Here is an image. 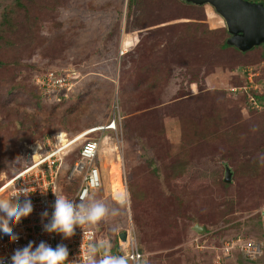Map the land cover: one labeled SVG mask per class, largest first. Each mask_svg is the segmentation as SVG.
I'll return each instance as SVG.
<instances>
[{
  "label": "rangeland",
  "instance_id": "rangeland-1",
  "mask_svg": "<svg viewBox=\"0 0 264 264\" xmlns=\"http://www.w3.org/2000/svg\"><path fill=\"white\" fill-rule=\"evenodd\" d=\"M50 1L23 0L15 45L0 51V187L33 163L29 145L64 132L76 142L55 191L73 195L100 171L88 199L108 209L95 222L102 240L132 227L142 264H264L263 47L223 46L230 35L210 4ZM54 67L63 85L38 84ZM22 86L50 96L38 103ZM89 138L98 152L82 161Z\"/></svg>",
  "mask_w": 264,
  "mask_h": 264
},
{
  "label": "built area",
  "instance_id": "built-area-1",
  "mask_svg": "<svg viewBox=\"0 0 264 264\" xmlns=\"http://www.w3.org/2000/svg\"><path fill=\"white\" fill-rule=\"evenodd\" d=\"M36 81L42 87H45V85L48 87L50 85H63V83H61V79L56 78L54 75H48L46 77L38 76ZM106 128L115 129V120L111 122ZM97 130H99V128L87 134L93 133ZM87 134H85L84 136H86ZM57 136L60 140V135L57 134ZM66 137L67 136H65V138ZM59 140L56 141L55 135H53L51 139H48L45 142H35L29 145L33 153H37L36 155H33V163L25 169L18 171L11 179L6 181L0 187V193L6 192L3 190L12 188V191H8V193L10 200L14 199L12 201L13 206L25 199V197L21 195L22 191H33L29 198L31 199L34 206L33 213L30 216L23 218L22 221L12 229L14 233L19 235V239L17 241L9 242L0 239V261H2L3 264H10V256L14 253L15 249L27 245L29 241H34L38 244L43 240L53 248H55L57 244H65L69 249V261L78 259L80 252L82 257L86 259L89 248L91 246L98 247L100 239L96 238V231L90 226V224L81 226L82 229L77 227L75 230V234L69 239H64L60 234H49L42 228L41 213L44 210H47L49 214H51L52 207L56 199L54 192L61 197L74 200L79 203V199L81 198V196H87L88 198L90 189L95 188L98 180V172L97 170H94V174L86 173L85 175H83L82 183L78 191L74 195L69 196L55 191V182L61 163V155L67 147L76 142H71L73 140L72 138H66V140L68 141ZM58 143L62 144L58 146ZM43 145L47 148L43 149V151L41 152L40 149L43 148ZM97 152L98 141L90 138L85 140L80 149L82 161L92 160L97 155ZM77 164L78 162L76 163V165ZM40 180L43 181V187H40ZM42 190L46 192H42ZM17 196L19 197L15 199ZM119 245L121 249L118 251V254L120 256L127 257V260L130 262V264H142L144 254L139 248L137 237L132 227L127 230L126 240H121V238L119 237ZM122 252L124 253L122 254ZM98 254L99 257L102 258V254L100 253V251H98Z\"/></svg>",
  "mask_w": 264,
  "mask_h": 264
},
{
  "label": "clouds",
  "instance_id": "clouds-1",
  "mask_svg": "<svg viewBox=\"0 0 264 264\" xmlns=\"http://www.w3.org/2000/svg\"><path fill=\"white\" fill-rule=\"evenodd\" d=\"M32 193L31 190L22 191L21 195L25 199L16 203L15 206L12 205L14 199H0V239L9 242L19 239V235L14 233L12 229L23 218L33 213L34 206L29 198ZM54 194L56 199L51 214L47 210L41 213L42 228L49 234L56 233L64 239H69L75 234L77 227L81 228L85 224H93L108 213V209L103 203L89 200L87 196H81L79 203H77L74 200L61 197L55 192ZM106 248L107 246L104 244L98 247L91 246L86 259L82 257L80 252L78 259L69 261V249L65 244H57L53 248L43 240L38 244L29 241L27 245L15 249L10 256V264H127V257L114 255V253L109 255ZM99 249H105V251L102 258L97 259ZM0 264L3 262L0 261Z\"/></svg>",
  "mask_w": 264,
  "mask_h": 264
},
{
  "label": "water",
  "instance_id": "water-1",
  "mask_svg": "<svg viewBox=\"0 0 264 264\" xmlns=\"http://www.w3.org/2000/svg\"><path fill=\"white\" fill-rule=\"evenodd\" d=\"M197 5L210 4L222 17L229 33L227 43L240 51H248L261 45L264 49V4L249 0H187ZM232 171L228 165L225 168V181L230 182ZM198 232L205 230L204 226L194 225ZM121 240H126L127 231L120 233ZM104 244L101 240L98 246ZM103 255L105 249H99ZM107 251V248H106Z\"/></svg>",
  "mask_w": 264,
  "mask_h": 264
},
{
  "label": "trees",
  "instance_id": "trees-1",
  "mask_svg": "<svg viewBox=\"0 0 264 264\" xmlns=\"http://www.w3.org/2000/svg\"><path fill=\"white\" fill-rule=\"evenodd\" d=\"M135 0H128V4L130 7H132L133 3H134ZM184 2L186 3H189V4H194L190 1H187V0H183ZM249 1H252V2H257V3H263L264 4V0H249ZM60 0H51L50 2H48L46 5H45V8L48 9V10H52V9H55V7H57V4H59ZM23 0H14V2L11 4V6H8L6 5L3 9L1 8L0 6V51L2 50V48H6L8 47L7 49H12L13 45H15V42L13 41L14 40V37L17 33V30L19 28V22L16 20V15L17 13L19 12L17 7H22L24 4H23ZM1 4V2H0ZM55 4V5H54ZM197 5V4H195ZM26 12H28L30 14V10L27 11V10H24L23 12H21V14H26ZM223 46H232L230 44L227 43V41H225V43L223 44ZM261 46V45H259ZM234 47V46H232ZM254 47H257V46H254ZM253 47V48H254ZM235 49H237L236 47H234ZM252 48V49H253ZM238 51H240L239 49H237ZM251 50V49H250ZM241 53L243 52H246V51H240ZM264 55V54H263ZM2 61L0 60V68L2 66ZM52 69V70H51ZM54 70V71H53ZM58 69L57 68H49L48 70L44 71L43 73H38V74H42V76L46 77L48 76L49 74H53V73H58L59 71H57ZM57 71V72H55ZM39 76V75H38ZM19 87V85L17 86ZM23 90L27 91V93L30 95L31 99H35L36 102L38 103H42L43 102V98L44 97H49L50 95L46 94L47 95H42L40 94L41 93V89L39 87H36L38 89V91L36 89H34V91H29L26 87L24 88V86H22ZM47 91V90H45ZM50 91V90H49ZM57 90L54 91L52 90L50 92V94H53L55 95V97L57 96ZM32 96H34L35 98H32ZM251 98H253V100H256L255 98V95L252 93V96ZM42 101V102H41ZM79 134V133H77ZM76 134V135H77ZM66 136V134L64 132H62L60 134V138L61 139H64ZM185 138H188V136L184 135L183 136V139ZM10 151H14L13 153L15 154V159L18 158L19 156V151L18 149H14L11 147ZM19 159V158H18ZM250 170H253V165L251 164L250 167H249ZM100 171L98 170V173ZM69 184V183H68ZM101 185V184H100ZM71 186V185H69ZM68 186V187H69ZM80 187V186H79ZM79 187L77 186V189H79ZM60 188V187H59ZM74 189V188H73ZM76 189V190H77ZM75 190V189H74ZM78 191V190H77ZM91 191H93V188L90 189V193H89V196L91 194ZM59 193L61 194H65L62 189L60 188V191H58ZM76 192V191H75ZM74 192V193H75ZM65 195H68V194H65ZM71 195V194H69ZM74 195V194H73ZM72 196V195H71ZM88 196V197H89ZM90 226L96 231V238L97 239H103L101 237V235L98 234V227H97V224L96 223H93V224H90ZM122 231H117L111 235H108V232H106V238L108 239V241L110 242L112 239H115V238H119V235ZM116 252L114 247H112V253ZM98 255V254H97Z\"/></svg>",
  "mask_w": 264,
  "mask_h": 264
},
{
  "label": "crops",
  "instance_id": "crops-1",
  "mask_svg": "<svg viewBox=\"0 0 264 264\" xmlns=\"http://www.w3.org/2000/svg\"><path fill=\"white\" fill-rule=\"evenodd\" d=\"M122 203V202H121ZM108 242V243H107ZM106 243H107V248L108 247H110V242L109 241H107ZM112 245V244H111ZM113 247V246H112ZM112 247H110L111 249H110V254L108 253V250H107V253L109 254V255H112L113 253H112ZM97 254H98V252H97ZM114 255H119L118 254V252L116 251V252H114ZM97 259H100V257H99V254L97 255ZM128 261V260H127ZM129 262V261H128ZM130 263V262H129Z\"/></svg>",
  "mask_w": 264,
  "mask_h": 264
},
{
  "label": "bare ground",
  "instance_id": "bare-ground-1",
  "mask_svg": "<svg viewBox=\"0 0 264 264\" xmlns=\"http://www.w3.org/2000/svg\"><path fill=\"white\" fill-rule=\"evenodd\" d=\"M85 131H88V133L91 132V130H88V129H86V130H84V131H82V132H85Z\"/></svg>",
  "mask_w": 264,
  "mask_h": 264
}]
</instances>
